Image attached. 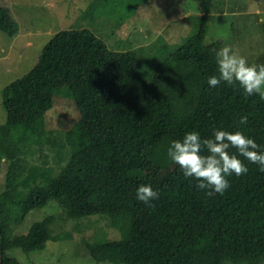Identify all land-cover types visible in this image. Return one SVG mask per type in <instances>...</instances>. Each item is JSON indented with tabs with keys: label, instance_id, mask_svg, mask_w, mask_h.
Masks as SVG:
<instances>
[{
	"label": "trees",
	"instance_id": "trees-1",
	"mask_svg": "<svg viewBox=\"0 0 264 264\" xmlns=\"http://www.w3.org/2000/svg\"><path fill=\"white\" fill-rule=\"evenodd\" d=\"M109 1L99 0L97 6ZM194 1L202 13L197 31L148 77L142 76L132 50H110L89 29L71 28L55 33L33 67L1 90L6 117L0 125V146L5 142L13 146L5 160L0 193V264H21L11 250L29 253L57 240L58 235L51 234L53 222L89 215L106 216L121 234L114 241L82 240L97 263L264 260V172L255 164L244 161L248 172L229 177L223 195L211 196L183 175L153 185L141 172L165 156L169 141L186 131L197 130L207 137L213 128L240 130L264 147V101L246 97L238 87L207 86L220 48L205 43L212 0ZM10 27L0 8V30L8 33ZM60 76L79 118L57 140L45 129L44 117ZM241 115L247 116L244 125L239 124ZM33 146L41 153L46 146L53 166H46L45 160L27 166L22 156L31 154ZM66 157L53 175L54 165ZM140 184H149L158 193L151 207L135 199ZM51 200L60 208L57 219L49 214L32 223L25 234H13V224Z\"/></svg>",
	"mask_w": 264,
	"mask_h": 264
},
{
	"label": "rangeland",
	"instance_id": "rangeland-1",
	"mask_svg": "<svg viewBox=\"0 0 264 264\" xmlns=\"http://www.w3.org/2000/svg\"><path fill=\"white\" fill-rule=\"evenodd\" d=\"M98 3L99 0H0V8L12 24L10 32L0 30V125L6 117L1 90L33 67L43 46L58 31L87 28L110 50H132L142 76L148 77L158 63L197 31L202 18L194 0H110L100 7ZM209 14L205 43L214 42L219 48L231 46L250 62L264 64V0H212ZM55 85L44 126L61 140L78 121L79 111L66 94L64 77H57ZM6 143L0 146V193L5 185V160L13 146ZM43 149L41 153L33 146L31 154L22 156L27 166L44 160L49 164L46 166H53L52 152L46 146ZM66 161L67 157L54 165L53 175L60 169L57 166ZM141 172L153 185L182 176L167 155L158 157ZM19 192L24 194L26 190ZM59 212L58 204L52 200L34 208L19 224L12 225L13 234H25L32 223L49 214L54 213L57 219ZM53 223L51 234L58 235L57 240H48L41 250L25 253L14 249L10 254L21 264H113L95 262L82 241L121 238L106 216L89 215Z\"/></svg>",
	"mask_w": 264,
	"mask_h": 264
},
{
	"label": "clouds",
	"instance_id": "clouds-1",
	"mask_svg": "<svg viewBox=\"0 0 264 264\" xmlns=\"http://www.w3.org/2000/svg\"><path fill=\"white\" fill-rule=\"evenodd\" d=\"M214 58V74L206 78L209 88L221 84L238 87L246 97L257 96L264 101V64L250 62L228 45L217 50ZM246 122L247 116L241 115L239 124ZM166 155L183 177L191 178L195 188L209 196L223 195L230 186L229 177L246 174L248 167L244 161L264 172V147L240 130L213 128L207 137L197 130L186 131L169 141ZM157 198V191L149 184L135 189V199L146 206L151 207Z\"/></svg>",
	"mask_w": 264,
	"mask_h": 264
}]
</instances>
